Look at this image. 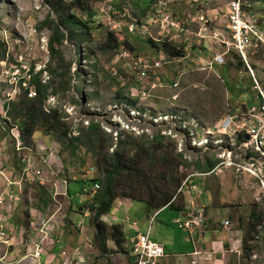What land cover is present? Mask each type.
Masks as SVG:
<instances>
[{"label":"rangeland","instance_id":"rangeland-1","mask_svg":"<svg viewBox=\"0 0 264 264\" xmlns=\"http://www.w3.org/2000/svg\"><path fill=\"white\" fill-rule=\"evenodd\" d=\"M57 1L0 0V44L8 48V56L6 55L8 63L0 62V118H3L6 112L3 110L6 96L14 94L15 98L10 103L11 108L9 107L10 111L13 110L12 123L17 126V120H21L17 108L25 101L26 94L20 90L19 84L17 85L21 82L14 67L21 69L22 65H27L30 70L35 69V74L44 72L43 84L50 85V97L46 101L45 109L47 112L58 110L61 115V126L70 134L66 138L62 132L47 133L43 127L42 116L37 115L33 127L34 134L24 137L27 146L36 153L35 161L39 169H43L48 176L54 173L59 174V177L63 175L69 180L68 187L65 195L61 194L60 198H54L51 194L52 184L44 186L45 194L40 188L43 185L37 181L25 183V194L21 198L18 197L19 203H16L18 207L11 224L15 228L21 226L27 231L28 234H25L27 241L21 245L14 237L11 245H7L5 241L11 238L3 239L0 242V264H63L66 259L69 264L74 250L79 247L81 264H133L131 244L135 237L130 238L128 224H125L128 240L122 251L108 238L104 239L106 253L99 250L95 240V228L91 225V220L85 217L83 206L90 200L91 197L87 196V193L92 195L95 184L87 188L85 182L101 179L102 182L98 184L103 183L106 179L105 167L115 154L126 163L132 160L131 165L134 167L147 168L146 174L151 188L163 187L166 181L169 190L173 191L176 186L175 180L182 178L185 180L189 174L201 172L207 161L218 163L221 152L217 149L208 153L203 149H194L192 141L194 134L198 133L201 139L202 129H206L209 134H213L210 137L211 144L224 140L220 129L223 123L230 116L242 114L245 111L242 110L243 106H247L248 109L260 104L259 93L244 61L224 45V42L229 43L231 39L229 20L224 12L225 4L231 0H217L214 7L216 9L214 24L208 25L196 20L190 21V13H193L190 6L200 7L194 0H170L173 2L172 12L181 23H184V29L188 34H181L173 41L154 44L158 51L150 49L148 40L128 31L131 19L145 20L150 6L142 12L141 9H135L132 4L128 7L130 2L126 0H82L95 14L91 20L93 23L90 24L89 43L81 45L83 54L80 55L75 52L78 46L76 42H68L63 48L56 45L57 52L54 53L50 46L52 32L42 25L50 15L58 20L52 10V5ZM65 2L70 9L69 5L73 0ZM124 8L131 14V19L119 15L118 12ZM101 10L104 14H101ZM113 11L116 15L112 14ZM75 12L80 19L86 21V16L81 10L76 9ZM108 17L117 26L109 25ZM154 32L157 30L154 29ZM109 33H113L119 42L130 38L128 41L137 49L136 52L129 53L124 48L119 52L116 50L102 52L100 48L105 44ZM168 50L183 52L185 57L170 58ZM124 52L129 53L134 62L143 59L150 67L160 65V68H151L147 80L141 85L139 74L142 68L134 62L127 63L123 62V59H117L118 55ZM60 55L64 57L63 65L56 75H52L50 68L58 67L62 63ZM217 57L222 59V64L214 63ZM249 63L264 91V49H254L250 54ZM154 83H157V87L151 90L152 85L150 87L149 85ZM176 84L178 86L174 88ZM147 87L150 89V95L147 98L139 97L138 91L142 88L146 90ZM31 108L34 112L40 109L37 102H34ZM165 117L168 118L167 122L158 123L159 118ZM2 122L1 120V125ZM92 124L100 126V133L89 132ZM10 131V125L0 129V142L7 141L8 155L13 159L8 163L9 171L15 175L13 180L19 182L22 161L14 150ZM158 134L165 138V142L154 146L152 140ZM73 139L78 141L73 144ZM121 141L127 142L117 148ZM37 142L40 143L39 150ZM182 145L183 149L180 148ZM141 148L148 151V158L140 155ZM180 150L184 153V159L187 158L182 168H179V161L176 160ZM24 154L29 155V152ZM164 157L173 161V164L165 162L169 164L166 179L162 175L165 169ZM42 158L47 161H42ZM137 158L142 161H138ZM197 165L200 166V170ZM204 168L207 169V165ZM198 179L201 181L199 189L203 194L194 195L192 199H195L198 207H201L200 200L203 201L204 204H201L204 205L205 216L208 201L213 203L214 208L219 206L221 184L226 188L231 187L229 193L233 195V200L226 206L232 210L236 225L242 224L243 238L240 248L236 252L233 251L234 254L228 264H264V189L261 184L249 176L240 178L237 173L231 171ZM1 180L0 178V182H3ZM56 184L59 190H64L60 183ZM4 185L3 183L2 186ZM145 185L140 177L123 172L116 181L114 192L128 197H116L109 213H106L101 221L108 227L121 223L120 217L118 218L119 205L125 204V200L132 203L127 206V211H124L125 206H122L121 212H125V215L138 222L142 221L147 214V205L144 202L133 201L132 197L138 193L147 194L148 189H145ZM102 187L101 184L100 189ZM17 188H12L15 194ZM0 190L4 191L2 188ZM99 192L100 190L95 195ZM184 204L185 200L181 197L174 201L175 207L181 208ZM223 212L221 210L218 214L223 215ZM53 215L52 222H48L51 237L47 244H43L41 257H33L36 253L29 239L31 236H38L35 229L38 222L47 221ZM175 215L177 217V211L168 208L161 213L156 222L151 220L153 215L146 218L144 225L151 228L154 226L152 240L160 236L159 239L164 238L163 241L168 242L169 232L159 234L157 233L159 227L170 231L171 238L178 237L179 232L175 224L178 218ZM170 217L176 219H171L172 221L167 224L160 223ZM42 225L43 223L40 224ZM208 240L206 238L202 243L206 246ZM185 250L172 245L170 254L182 253ZM174 260L179 261V264H195L190 256L168 257L163 260V264H174Z\"/></svg>","mask_w":264,"mask_h":264},{"label":"built area","instance_id":"built-area-1","mask_svg":"<svg viewBox=\"0 0 264 264\" xmlns=\"http://www.w3.org/2000/svg\"><path fill=\"white\" fill-rule=\"evenodd\" d=\"M194 1L199 4L200 7L194 8L193 6H190V9L193 10V13H190L189 16L190 21H200L203 22L204 25H208L210 23L214 24L213 19L216 16V9L214 7L217 0ZM250 1L252 0H246L242 4H236L232 1L227 6L226 15L230 22L229 28L231 31L232 41L236 44L232 47L238 51V57L244 61L250 71L257 88L256 90L259 93L258 101L261 103L248 109L246 108V110L240 115L230 116V118L223 123L220 128L223 134L222 139L230 138L231 141L229 143H225L224 140H219L213 145L211 144L210 141L212 140L210 139L205 143L198 144L199 138L196 137H193L192 141L194 143V149H203L205 153L213 151V146L215 145L220 146V148L225 151L218 157V159L223 160V162L217 168L209 172L210 176L227 171H233L235 174L239 172L241 174L249 173L261 184V187L264 189V91L249 63L250 54L254 49H264V28H262L264 22L260 21L256 15H253L257 14V12H253V10L264 13V6L251 10L249 5ZM126 2H130L127 5L130 7L131 4L133 5L134 0H126ZM172 5L173 2L170 0H156V3L149 7L150 11L146 16V19L141 21L137 18L131 19V14H129L127 8H124V10H121L118 13L124 18L128 17L131 19V22L128 24L129 33L145 38L153 44H156L163 41H173L178 39L181 34H188L187 30L184 29V23H181L172 12ZM245 5H247L250 10H244ZM100 12L101 14H104L103 10ZM112 14L116 15L114 11ZM108 24H114L117 26V24L111 22L110 18ZM153 28L156 29L157 32H154ZM117 59H123V62L127 63L134 62L133 57L129 53L125 52L120 53ZM134 63L142 68V71L139 74V83L141 85L145 80H147V74L151 68H160V65L150 67V65L143 59H138ZM210 65L211 64H209V66ZM14 68L16 69L18 79L21 82L17 83V85L19 84L20 86V90H23L24 93L28 95L30 100L37 99V91L30 83L32 79L30 68H28L27 65H22L21 69H17L16 67ZM156 84L157 83L149 85V87L152 85L151 90L157 87ZM177 86V84L174 85V88H177ZM149 87H147L146 90L142 88L138 91L139 97L147 98L150 95ZM6 97V101L3 104V110L8 103L14 100L15 95L9 94ZM0 119L3 121V124L1 125L0 120V129H5L10 123H12V120L9 118L7 112H5L4 117ZM6 120H10V122L4 124V121ZM171 120L172 119L170 118V121ZM167 121V117L163 119L159 118L158 123H164ZM20 131L21 130L19 128H15L13 130V142L18 146V156H25L23 151L24 149L21 145L22 136ZM191 134L193 135V131H191ZM6 144L7 141L0 143V151ZM197 144L203 146L196 148L195 146ZM180 148L183 149V145ZM7 153L8 151L4 152L5 157L0 154V178L5 184L3 189L4 191H0V242H2L3 239L10 237L11 240H6L5 243H7V245H11L12 240H14L15 237L19 240L18 244L22 245L27 241V235H25L28 234L27 231L24 228L18 230L11 225L12 216L18 206L16 203H19L18 197L21 198L25 194V183L28 181L36 182L37 180L44 181L45 173L42 169H39L35 160L26 161L20 169V175L18 176L21 177L20 181L17 182L13 180L15 175L10 173L8 170L10 158ZM47 159L49 160V158ZM43 160L47 161L45 158H42V161ZM204 174L205 173L190 174L185 181L196 176H203ZM56 179L57 176H55L52 180L46 181L44 184H52V187L55 189L54 198H60L62 195L66 194L67 187H65L64 190H59L56 184L57 182L55 181ZM16 186H19L16 191L17 194H15L12 190V188H16ZM92 189V195L90 196L94 197L97 191L100 190L99 184L95 183ZM189 192L200 193L196 184ZM90 211V208L85 207V217ZM53 217L54 215L47 221L43 220L42 222H38L36 225L35 229L36 232H38V236H31L29 239L31 247L36 253V256L34 255L33 257H41L40 251L42 250L43 244L48 242L51 237L48 222H52ZM204 220H206L204 209H200L196 210L190 217L178 219L176 222L180 228L193 231L195 227H201ZM41 223H43L42 226H40ZM223 226L228 228L230 226L229 221H224ZM134 240L135 241L131 244V257H133V264H160L161 259L164 257L163 244L151 242L147 236H138ZM80 250V247L74 250V254L71 257L72 261L69 264L82 263V260L79 258ZM223 254L224 251H208L200 248L196 249V246H193V250L190 252L189 256L195 261V264H224L223 260L220 257H217V255L222 256ZM67 263L68 260L66 259L63 264Z\"/></svg>","mask_w":264,"mask_h":264},{"label":"trees","instance_id":"trees-1","mask_svg":"<svg viewBox=\"0 0 264 264\" xmlns=\"http://www.w3.org/2000/svg\"><path fill=\"white\" fill-rule=\"evenodd\" d=\"M147 1V2H146ZM156 0H136L133 2V7L135 9H141L142 12H145L146 8L151 6L152 3H155ZM67 3L65 0H58L54 5H52V10L55 12V14L58 17V20L53 17V15H50L46 23L42 25V27H47L46 29H49L52 32V37L50 39L51 44L50 46L53 49V53L57 52L55 51V46L57 45L60 48H63L66 43L68 42H76L78 43L77 49L75 52L80 55L83 54L82 51V44H88L89 43V36L91 33L90 24L91 20H93L95 12L87 6L86 2H82V0H73L72 4H70V9L66 5ZM76 9L81 10V12L86 16V21L79 18V16L76 15ZM68 15V16H67ZM130 38L125 39L123 42H119L118 38L113 34L109 33L107 34V39L105 44H103L100 48L102 52H110L113 50H116L119 52L121 48L127 49L129 53L136 52V48L129 43ZM150 45V49H156L154 44L152 42H148ZM158 51V50H157ZM167 54L170 58H182L185 57L183 52H176L175 50H168ZM8 56V48L4 44H0V62L8 63L7 57ZM61 59L58 67L50 68V72L52 75H56L63 65V55H60ZM9 66L11 64H8ZM35 69L31 70V86L35 87L38 98L35 100H30L28 98V95H26L25 101L21 103V105L17 108V112L21 115V120H17V126L21 130L22 137L25 141V136H32L33 133V127L35 123V119L37 115L42 116L43 120V127L45 128V131L47 133H58L62 132V135L64 137H69L70 134L64 129V126H61V115L58 110H49V112L46 111L45 107L47 106V100L49 99V86H44L42 77L44 72H39V74H35ZM81 76V75H80ZM79 76V77H80ZM232 92H235L232 90ZM34 102H37L39 106V111H33L32 106L34 105ZM11 103V102H10ZM10 103H8L5 106V111L8 113L9 118H12V111H10ZM11 108V107H10ZM247 106H243L242 110H246ZM16 109V108H15ZM43 111L46 113H43ZM16 112V114H17ZM13 121V120H12ZM89 132L91 133H100L101 129L100 126L97 124H92L89 127ZM102 133V132H101ZM1 139V138H0ZM78 140H72L73 144L76 143ZM127 142V141H126ZM124 141L119 142L118 147H122V145H125ZM152 142L154 143V146H159L161 144H164L165 138L161 135H156L153 137ZM26 144V141H25ZM170 146V143H168ZM167 144V145H168ZM27 145V144H26ZM141 151V152H140ZM140 155H143V158L149 156L148 151L144 150L143 148L140 149ZM138 161H142L139 158H137ZM176 160L179 161V168L183 167L185 164L184 155L178 154L176 155ZM132 160L129 161V163H126L123 158L118 157L117 155H112L111 161L106 165L105 172H106V179L102 184V189H100V192L98 195H95L94 197H91L88 193L87 196H90L91 200L96 203L97 207L96 209L92 208V210H96V216L91 219L90 223L95 228V240L98 245L99 250H101L103 253H106L107 246L104 244V239H112L117 247L118 250L122 251L123 246L128 240L127 233L125 231V223L121 222L116 225H111L108 227L103 221H101V218L106 215V213H109V209L111 207V204L113 200L118 197H128L127 195H117L114 192V188L116 185L117 179L122 175L123 172H126V174L134 175L137 177H140L142 179V182H145V189L147 190V194L145 193H138L137 195L133 196V201H140L144 202L147 205V215L150 216L151 214L160 211L161 209L165 210L168 208L175 209L179 212H181V208L175 207L174 202H172L173 198L176 196L175 193L179 186H181L183 182L182 180H175V188L173 191L169 190V187L167 182H164L163 187H155L151 188V184H149L148 177L146 174L147 168L142 169L143 167H134L131 165ZM169 162L173 164V161L169 159L168 157H164L163 166L165 167L163 171V176L168 177V167L169 164L165 163ZM217 164V162L213 161V163L207 161V169L202 167V170H200V166L197 165V168L205 172L204 169L209 172L212 171L214 166ZM167 165V166H165ZM102 182L101 179H91L90 181L85 182V185L87 188H90L95 183ZM200 183L201 181L198 180ZM100 184V186H101ZM41 191L46 194V191L44 189V186L40 187ZM48 195V194H47ZM48 198V197H47ZM45 198V200L47 199ZM131 198V197H130ZM161 212H159L160 214ZM153 219L155 221L156 217ZM122 224V225H120ZM240 228H242V224H240ZM253 229V228H252Z\"/></svg>","mask_w":264,"mask_h":264},{"label":"crops","instance_id":"crops-1","mask_svg":"<svg viewBox=\"0 0 264 264\" xmlns=\"http://www.w3.org/2000/svg\"><path fill=\"white\" fill-rule=\"evenodd\" d=\"M37 144H38V148H39L40 143L37 142ZM220 174H222V173H220ZM211 176H213V175H211ZM74 179L76 180L77 178L75 177ZM2 184H3V182H0V186H1L0 188H4V186H2ZM229 190H231V187L226 188L221 184V193H220V198L218 200V205H219L218 207L214 208L213 203H210L209 201L207 202V205H208V208H206V211L208 210L207 214H206V230H207V232H206L204 239L208 238L209 240H208V243H206V246L203 243L201 245H204V247L200 246V249H203V250H208V251L211 250V251H219V252L224 251V254L222 256L217 255V257H220L223 260L224 264L229 263L232 255L234 254L233 251H235V252L238 251V249L241 246V240L243 238V228H240V226L236 225V219H233L232 210L230 209V207L226 206V204H231V201L233 200V195H231V193H229ZM223 191H224V193H222ZM124 202H126V203L125 204L121 203L122 205H119L120 215H122V214H124V215L123 216L118 215V218L120 217L119 218L120 221H122L123 223L127 222L125 224L129 225V228H130L129 234L131 235L130 238H134L137 235V233H143V234L149 233V238H150V240H152L151 238L153 237L154 226H153V228H151V226L146 227V225H144V222L146 221V218L148 217V215L145 214L144 219L142 221L138 222V220H134L130 216L125 215V212H121L122 206H125L124 211H127V209H128L127 206L132 203L128 200L127 201L125 200ZM201 203H203L202 200H200L199 204H201ZM166 210L167 209H165V210L161 209L160 211L151 214V215H153L151 217V220H153L154 217L158 214L155 221H153V222H156L158 220V218L161 216V213H164ZM210 210H212V211H210ZM221 210L224 211L223 215L218 214L219 211H221ZM159 212H161V213L159 214ZM175 217H176V215H175ZM178 217H179V211H177V217L176 218H178ZM124 218H127V220ZM174 218L170 217L168 219H164V220L160 221V223L161 224H163V223L167 224V223H169V221L171 219L173 220ZM226 219H228V221L230 222L229 229L223 227V222ZM171 226L174 227V225H171ZM177 231L179 232L178 237L171 238V236H170L171 232L170 231H167L164 227H159L157 230V233L160 234V233L169 232V236L167 237L168 242H164L163 241L164 238L159 239L160 236H157L156 237L157 239H153L152 241L155 240L154 242H158V243H162V244L167 243V245H169V246H167L165 244H164V246L166 249V253L169 255V258L188 257L189 253L193 250V243H192L191 239L189 238V236L186 235L185 232H183L181 230L180 231L177 230ZM204 239L202 241H204ZM172 245L174 247L178 246L179 248H184L186 250L183 251L182 253L180 252V253L170 254V253H172L170 251V247H172ZM221 249H223V250H221ZM174 254H176V255H174ZM173 263L179 264V261L174 260Z\"/></svg>","mask_w":264,"mask_h":264},{"label":"bare ground","instance_id":"bare-ground-1","mask_svg":"<svg viewBox=\"0 0 264 264\" xmlns=\"http://www.w3.org/2000/svg\"><path fill=\"white\" fill-rule=\"evenodd\" d=\"M233 1V3H236V4H242L244 1H246V0H231V1H229L227 4H225V15H226V11H227V6H228V4H230L231 2ZM249 5H250V9L251 10H253V9H258L259 7H263L264 6V0H252V1H250L249 2ZM259 5V7H257ZM249 9V7L247 6V5H245L244 6V10H250ZM253 12H257V14H253V15H256L257 17H258V19L260 20V21H263L264 22V13H262L261 11H257V10H253ZM226 17H227V15H226ZM229 20V19H228ZM229 24H230V22H229ZM262 28H264V24L262 25ZM230 41H229V43L228 42H224V45L225 46H228L231 50H233V52H235L237 55H238V51L235 49V48H233L232 46L233 45H236V44H234L233 43V41H232V37H231V31H230ZM190 45V44H189ZM188 45V46H189ZM191 46V45H190ZM215 62V64H217V65H220V64H222V59L220 60V57H217L215 60H214ZM210 67H211V65H210ZM8 122H10V120L8 121L7 120V123ZM10 126H11V131H10V133H9V135H10V138L14 141V137L12 136V132H13V130L15 129V128H18V126H16L15 124H13V123H10L9 124ZM207 131L208 130H206V129H202V132H203V137L200 139L199 138V135H198V133H196V134H194V137H196V138H199V142H198V144L199 143H205L206 141H209L211 138V136H213V134H209V131H208V133H207ZM21 132V131H20ZM21 136H22V134H21ZM226 140H229V141H231V139L230 138H227V139H224V141H225V143H227L226 142ZM1 143V142H0ZM196 145L195 147L196 148H199V147H202L203 145ZM22 147H23V151L24 152H29V155H26V156H18V158L22 161V165L26 162V161H32V160H36V153H34V151L31 149V148H29L26 144H25V141H24V139H23V137H22ZM39 149V148H38ZM213 149H217L218 151H220L221 152V154H223L225 151L223 150V149H221L220 148V146H213ZM14 150H15V152L17 153V155H18V146H17V144H15L14 143ZM6 151H8V147H7V144L3 147V149L0 151V154L3 156V157H5V154H4V152H6ZM8 154V153H7ZM179 154L180 155H184V153H183V151L182 150H180V152H179ZM8 157L10 158V161H12L13 159H12V157L10 156V155H8ZM226 158V157H225ZM185 160L187 161V158L185 157ZM9 161V162H10ZM189 162H190V160H188ZM223 162V160H220V159H218V163L215 165V167L213 168V169H215V168H217L221 163ZM22 165H21V167H22ZM10 168V167H9ZM8 168V170H10ZM43 170V169H42ZM43 172L45 173V171L43 170ZM209 172H211V171H209ZM209 172H207V171H205V172H199L198 171V173H205L203 176H196V177H193L192 179H189V180H183V182H182V184H181V186H180V188L178 189V191H177V194H176V196L173 198V200H172V202H174L178 197H181V198H183V200H185V204L182 206V209H181V212H179V217H178V219H185V218H188V217H190L196 210H200V209H204V205L203 204H199V206H201V207H198V204H197V202L195 201L194 202V200L195 199H192V196H194V195H201L202 196V194H203V191L202 190H200L199 189V182H198V178H202V177H208V176H210L209 175ZM231 172H233V171H231ZM191 174H193V173H191ZM238 174V177H246V176H249V177H251L252 179H254V177L252 176V175H250L249 173H243V174H241L240 172L239 173H237ZM190 175V174H189ZM188 175V176H189ZM54 176H57V179L55 180L57 183H60L61 184V186H62V189H64L65 187H68L67 186V182L69 181L67 178H65L63 175H61L60 177H59V174H53V175H51V176H48L46 173H45V180L44 181H40V180H37V182L38 183H40V184H42L43 186H45L46 184H44L46 181H48V180H52V179H54ZM187 176V177H188ZM186 177V178H187ZM197 185V189H198V191H200V193H197V192H189L190 190H191V188H193V186L194 185ZM100 186V185H99ZM17 188V187H16ZM18 189V188H17ZM84 189H86L87 190V188H84ZM2 190H3V188H2ZM86 190H84V191H86ZM1 191V190H0ZM54 193H55V189H54V187H52V192H51V194L53 195V197H54ZM83 206H85V207H88V208H90V212L89 213H87V218L88 219H93L95 216H96V210H92V208H94V209H96V207H97V205H96V203H94V201L93 200H88V201H86L85 203H84V205ZM18 207V206H17ZM17 207H16V210H17ZM204 212H205V209H204ZM14 215H15V213H14ZM14 215L12 216V219H11V222H12V220L14 219ZM204 215H205V213H204ZM206 217V216H205ZM177 219V220H178ZM175 224L177 225V229L178 230H181V231H183V232H185L186 233V235H188L189 236V238L191 239V241H192V243H193V246H196V249L202 244V240L204 239V237H205V235H206V232H207V230H206V220H204L203 221V224H202V226L201 227H195V229L193 230V231H189V230H187V229H185V228H180L179 226H178V223L175 221ZM229 224H230V222H229ZM11 225H13V224H11ZM32 225V224H31ZM14 226V225H13ZM17 229L18 230H20V229H22V227L21 226H19V227H17ZM229 229V228H228ZM149 233H145V234H143V233H137V235L135 236V238H137L138 236H147L148 237V239L150 240V238H149ZM151 242H154V241H152V240H150ZM158 243V242H157ZM162 244V243H161ZM164 245V244H163ZM190 254V253H189ZM169 257V255L166 253V249H165V246H164V257L161 259V261H160V264H163V260L164 259H166V258H168ZM71 261H72V259H71ZM70 261V262H71ZM69 262V263H70Z\"/></svg>","mask_w":264,"mask_h":264}]
</instances>
